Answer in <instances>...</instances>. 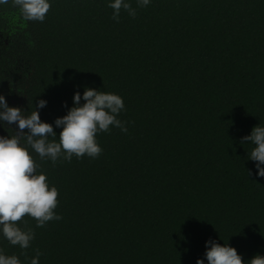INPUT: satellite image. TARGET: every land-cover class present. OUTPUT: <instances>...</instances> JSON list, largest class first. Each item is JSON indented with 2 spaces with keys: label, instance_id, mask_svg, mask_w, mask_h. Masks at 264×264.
Returning a JSON list of instances; mask_svg holds the SVG:
<instances>
[{
  "label": "trees",
  "instance_id": "trees-1",
  "mask_svg": "<svg viewBox=\"0 0 264 264\" xmlns=\"http://www.w3.org/2000/svg\"><path fill=\"white\" fill-rule=\"evenodd\" d=\"M111 2L49 0L43 22L0 4V95L10 107L28 116L46 100L37 110L59 142L55 119L88 87L123 99L117 118L128 129L98 132L95 159L53 166L29 149L63 218L38 228L25 216L18 226L34 229L31 246L0 232L3 254L21 264L36 249L39 264H208L211 239L245 264L264 256V177L248 160L254 145L240 142L264 126V0H129L137 15L122 9L119 22ZM16 128L0 122V136Z\"/></svg>",
  "mask_w": 264,
  "mask_h": 264
},
{
  "label": "clouds",
  "instance_id": "clouds-1",
  "mask_svg": "<svg viewBox=\"0 0 264 264\" xmlns=\"http://www.w3.org/2000/svg\"><path fill=\"white\" fill-rule=\"evenodd\" d=\"M13 6L18 7L25 21L45 20L51 8L49 0H12ZM8 0H0V4H7ZM137 7H146L150 0H136ZM113 9L112 19L119 22L123 9L129 16L135 18L137 10L129 0H114L108 4ZM81 99L85 101L81 105ZM46 100H39L35 110L30 115L22 114L20 107H10L4 95H0V122L6 125H17L15 134L11 137L0 136V232L13 246L26 250L35 238L34 229L21 228L19 222L25 216L36 221V227L42 228L47 222L61 220L63 217L55 213L58 205V189L49 187L46 174L38 172L37 164L29 149L33 150L41 160L50 159L53 166L62 157L71 162L73 156L78 159L87 155L98 158L103 149L97 143L98 132H110V126L119 128L127 133V122L118 119L124 110L123 99L113 93H106L85 87L83 96L76 91L73 96V107L67 115L55 119V126L61 128L59 142L53 124L42 122L37 109L44 108ZM64 107H67L65 102ZM27 130V131H25ZM52 137L53 139H49ZM26 141L22 144L21 141ZM241 144L254 145L248 160L255 162L257 175L264 177V126H254L251 134L241 138ZM248 175H252L251 170ZM205 258L208 264H245L242 256L234 247L223 246L214 240L205 244ZM27 257V252H22ZM43 253L35 250V256L29 264H39V257ZM0 264H21L16 255L7 256L0 249ZM196 264H204V259H197ZM247 264H264V256L255 255Z\"/></svg>",
  "mask_w": 264,
  "mask_h": 264
}]
</instances>
